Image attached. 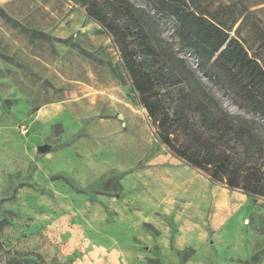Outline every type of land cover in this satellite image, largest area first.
I'll return each mask as SVG.
<instances>
[{"label": "rangeland", "instance_id": "1", "mask_svg": "<svg viewBox=\"0 0 264 264\" xmlns=\"http://www.w3.org/2000/svg\"><path fill=\"white\" fill-rule=\"evenodd\" d=\"M132 1L153 13L147 0ZM0 7L50 36L0 16V264H264V201L211 180L160 142L110 36L83 8L69 0ZM203 10L249 52L264 46L246 15L264 24V0H211ZM155 16L220 104L253 117L202 75L173 19Z\"/></svg>", "mask_w": 264, "mask_h": 264}, {"label": "trees", "instance_id": "2", "mask_svg": "<svg viewBox=\"0 0 264 264\" xmlns=\"http://www.w3.org/2000/svg\"><path fill=\"white\" fill-rule=\"evenodd\" d=\"M69 1L110 36L131 92L160 142L211 180L264 201V46L249 52L229 27L203 10L211 0H147L153 13L132 0ZM155 14L173 19L180 46L196 56L202 75L253 117L241 118L220 104L161 36ZM246 15L264 32L258 18L249 11ZM0 16L32 36L50 37L24 26L2 7ZM71 45L84 57L90 54ZM105 63L114 73L111 63Z\"/></svg>", "mask_w": 264, "mask_h": 264}, {"label": "water", "instance_id": "3", "mask_svg": "<svg viewBox=\"0 0 264 264\" xmlns=\"http://www.w3.org/2000/svg\"><path fill=\"white\" fill-rule=\"evenodd\" d=\"M47 149H48L47 146H39V147L37 148V150H38L39 152H44V151H46Z\"/></svg>", "mask_w": 264, "mask_h": 264}, {"label": "crops", "instance_id": "4", "mask_svg": "<svg viewBox=\"0 0 264 264\" xmlns=\"http://www.w3.org/2000/svg\"><path fill=\"white\" fill-rule=\"evenodd\" d=\"M0 2H1V0H0Z\"/></svg>", "mask_w": 264, "mask_h": 264}]
</instances>
